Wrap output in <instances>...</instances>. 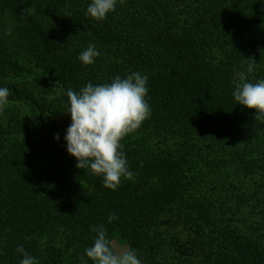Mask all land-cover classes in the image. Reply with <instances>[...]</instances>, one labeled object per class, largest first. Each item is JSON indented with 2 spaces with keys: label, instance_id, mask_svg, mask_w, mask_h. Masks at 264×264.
Returning a JSON list of instances; mask_svg holds the SVG:
<instances>
[{
  "label": "trees",
  "instance_id": "16d2710c",
  "mask_svg": "<svg viewBox=\"0 0 264 264\" xmlns=\"http://www.w3.org/2000/svg\"><path fill=\"white\" fill-rule=\"evenodd\" d=\"M90 3L0 0V264L17 246L92 264L93 225L142 264H264V122L232 95L248 58L264 79V0H117L103 21ZM132 72L151 117L122 141L134 179L113 191L67 152L65 93Z\"/></svg>",
  "mask_w": 264,
  "mask_h": 264
},
{
  "label": "clouds",
  "instance_id": "9594fccd",
  "mask_svg": "<svg viewBox=\"0 0 264 264\" xmlns=\"http://www.w3.org/2000/svg\"><path fill=\"white\" fill-rule=\"evenodd\" d=\"M116 4L117 0H91L85 15L103 21L116 10ZM99 56L96 45L90 43L78 59L88 66ZM247 60L246 71L235 72L232 95L238 105L254 110L255 119L264 122V79H249L256 61ZM147 81V75L132 72L124 78L117 75L110 83L89 82L79 91L69 88L65 93L69 105L66 113L71 117L64 137L67 152L77 160L78 169H89L93 175L102 177L107 189L115 191L122 180L134 179L122 141L151 117ZM9 95L7 87L0 88V114L10 103ZM55 139L59 140V135ZM108 219L111 223L118 217L110 214ZM92 231L97 234L96 238L93 245L85 249L92 264H142L135 250L118 251L103 225H93ZM16 251L23 256L20 264H38L23 246H17Z\"/></svg>",
  "mask_w": 264,
  "mask_h": 264
},
{
  "label": "rangeland",
  "instance_id": "374dc122",
  "mask_svg": "<svg viewBox=\"0 0 264 264\" xmlns=\"http://www.w3.org/2000/svg\"><path fill=\"white\" fill-rule=\"evenodd\" d=\"M114 245L118 251L126 248L128 249L127 244L123 240H121L118 236H116L114 239Z\"/></svg>",
  "mask_w": 264,
  "mask_h": 264
}]
</instances>
